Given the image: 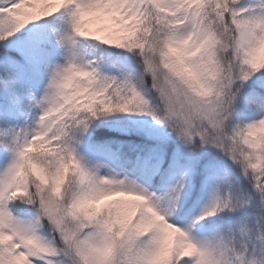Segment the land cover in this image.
<instances>
[{
	"label": "snow or ice",
	"instance_id": "obj_1",
	"mask_svg": "<svg viewBox=\"0 0 264 264\" xmlns=\"http://www.w3.org/2000/svg\"><path fill=\"white\" fill-rule=\"evenodd\" d=\"M0 264H264V0H0Z\"/></svg>",
	"mask_w": 264,
	"mask_h": 264
}]
</instances>
